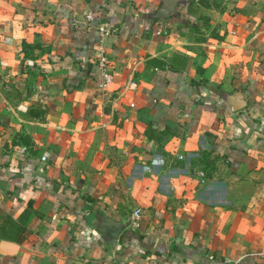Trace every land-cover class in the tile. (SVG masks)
Returning <instances> with one entry per match:
<instances>
[{
    "label": "crops",
    "instance_id": "1",
    "mask_svg": "<svg viewBox=\"0 0 264 264\" xmlns=\"http://www.w3.org/2000/svg\"><path fill=\"white\" fill-rule=\"evenodd\" d=\"M226 5L0 0V264H264V0Z\"/></svg>",
    "mask_w": 264,
    "mask_h": 264
},
{
    "label": "water",
    "instance_id": "2",
    "mask_svg": "<svg viewBox=\"0 0 264 264\" xmlns=\"http://www.w3.org/2000/svg\"><path fill=\"white\" fill-rule=\"evenodd\" d=\"M94 225L104 235L105 244L115 248L123 235V231L130 225V222L115 219L111 215L99 211Z\"/></svg>",
    "mask_w": 264,
    "mask_h": 264
},
{
    "label": "rangeland",
    "instance_id": "3",
    "mask_svg": "<svg viewBox=\"0 0 264 264\" xmlns=\"http://www.w3.org/2000/svg\"><path fill=\"white\" fill-rule=\"evenodd\" d=\"M227 0H197L201 5L206 7V15L202 19V25L205 30L216 31L224 26L225 22L218 17L227 8Z\"/></svg>",
    "mask_w": 264,
    "mask_h": 264
},
{
    "label": "built area",
    "instance_id": "4",
    "mask_svg": "<svg viewBox=\"0 0 264 264\" xmlns=\"http://www.w3.org/2000/svg\"><path fill=\"white\" fill-rule=\"evenodd\" d=\"M99 69L101 71V87L106 89L113 83L114 73L110 66V60L107 55L103 53L98 60ZM158 264H168L167 262H160Z\"/></svg>",
    "mask_w": 264,
    "mask_h": 264
}]
</instances>
